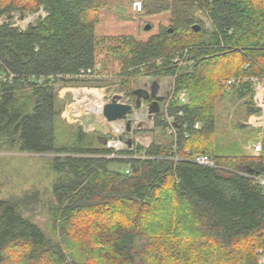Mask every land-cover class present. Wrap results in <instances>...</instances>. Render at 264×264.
I'll return each mask as SVG.
<instances>
[{
	"label": "trees",
	"instance_id": "1",
	"mask_svg": "<svg viewBox=\"0 0 264 264\" xmlns=\"http://www.w3.org/2000/svg\"><path fill=\"white\" fill-rule=\"evenodd\" d=\"M116 5L0 0V18L46 13L23 30L0 23V76L13 75L0 81V152L55 153L50 197L39 187L0 197V264H257L264 194L247 174H264V129L260 153L247 154L217 128L216 104L222 82L237 77L235 97L249 99L247 113L259 111L250 78H264V0L173 1L160 8L170 12L167 23L151 22L148 30L155 10L143 5L132 14ZM91 75L172 78L174 95L185 90L186 104L168 103L170 113L184 112L173 121L177 160L170 158L173 140L123 151L144 158L102 157L110 150L65 124L58 89ZM249 132L251 142L257 131ZM91 135L103 145L107 139ZM202 154L217 166L191 161ZM114 162L126 168H110ZM43 208L51 235L25 215Z\"/></svg>",
	"mask_w": 264,
	"mask_h": 264
},
{
	"label": "rangeland",
	"instance_id": "2",
	"mask_svg": "<svg viewBox=\"0 0 264 264\" xmlns=\"http://www.w3.org/2000/svg\"><path fill=\"white\" fill-rule=\"evenodd\" d=\"M115 1L117 4L116 6L120 5L132 14L138 13L132 10L131 0ZM173 1L185 2L187 0H144L143 3L145 7L155 10V14L151 16V18L149 19L150 21L146 22V24L151 25L152 23L156 22L166 24L170 12L165 10L160 11V8L163 6H167V4H172ZM144 10L145 9L142 7V10L139 12H143ZM190 12L192 15L200 19L202 26L206 28V30H210V21L203 11L194 9ZM44 15H46V13H42L40 11L34 14L27 13L23 18H18L17 16H15L11 20H9V22L13 26H17L18 28L23 30L28 23L35 22L38 16L44 17ZM152 80H156L159 83L160 86L158 94L165 97V99L160 104L162 108L167 101L171 89L173 88L172 78H154L151 76L141 75L128 79L124 76L118 75L105 77L91 75L85 77V79H83V81L79 84H69L58 89L57 94L59 99L61 100V103L59 104V109L61 111L60 118L65 121V124L70 125L73 128L72 130H76V128L80 126L76 121L66 116L65 100L61 97L63 93L62 91L64 89L76 88L74 91L78 90V87L89 90L95 89L98 99L97 105H100L101 103L107 101L113 94L118 93L122 96V99L125 100L129 97V92H132V90L134 89L142 88L149 90ZM236 88L237 85L232 87L230 90L225 88L223 94L221 95V99L216 104V114L218 115V117H220V120H218L220 125L217 128L223 129L224 131L227 130L230 133L226 136L227 139H233L242 142L244 144V151L249 154L250 151L248 150L247 145L250 142L248 138H251V136L248 137V135H250L249 129L252 128L250 125H248V121L252 118V114L247 113V105L245 106L246 101L249 99H239L235 97L236 95L234 94V90ZM103 97L105 98V100L103 99ZM143 106V109L141 108L140 110V117L144 116L146 112L145 107ZM157 115L160 122L161 115ZM223 115H226L227 118H224ZM239 125L241 126V128H239ZM135 126L136 124H134L131 133L123 134V136L125 137L132 138V144L134 143L146 146L153 141L159 142L161 140L162 142H166L168 140H172L171 136L167 133L166 127L163 123H160V125L157 127L154 124V120H146V123L143 124L141 128L136 129ZM93 132L94 131L92 130H86L85 133L88 134L87 136H85L86 140L91 139L92 145L94 147L102 146L97 141V139L93 138V136L91 135L93 134ZM103 147L105 146L103 145ZM53 155H55V153L0 152V197H12V195L14 194H20L26 189L36 187H39V189L42 191L44 190V197H50L49 188L54 175L50 171L49 163ZM108 165L110 168L120 171H123L126 168V165L122 163L114 162ZM46 210L47 208H43L41 209L39 214L31 215L30 213H26L25 215L31 218L35 223H37L48 235H51L52 220L51 216Z\"/></svg>",
	"mask_w": 264,
	"mask_h": 264
},
{
	"label": "built area",
	"instance_id": "3",
	"mask_svg": "<svg viewBox=\"0 0 264 264\" xmlns=\"http://www.w3.org/2000/svg\"><path fill=\"white\" fill-rule=\"evenodd\" d=\"M144 0H131V8L134 12H139L142 10V7L144 5ZM44 13L43 11H40ZM174 61L177 63L178 67L182 66L184 64L183 59L180 56H175ZM13 75L9 76H0V81H6L10 79ZM252 82V95L251 99L253 102L254 108L258 109L259 111L256 114H252V118L249 119L248 125L251 126L254 130H256V136L255 139L248 143L247 148L250 151L249 154L251 155H258L261 151V139L263 135V129H264V78H258V77H252L250 78ZM241 81L240 78L237 77H231L222 82V84L225 85V88L230 90L232 87L237 85ZM173 86V84H172ZM171 99H175L178 101L179 106L186 104L188 102V97L185 92V90H180L174 95V87L171 89V92L167 98V101L165 105L160 109V112L158 114L161 115V121L166 127L167 133L172 137L173 140V153L174 156L170 157L173 160H177L176 154V137L178 133V127H175L173 125V121L175 116H183L184 112L181 108H179L175 114L170 113L168 111V103ZM147 108V107H145ZM185 127V126H184ZM198 127V124H195V128ZM112 128L114 131L122 132L124 130V123L122 121L115 123L112 125ZM126 138H117L115 136H108V138L105 140L104 146L105 148L110 150L109 154L102 155L106 158L112 157V158H121V159H132V158H144V155H137L132 154L128 155L123 153L124 150H130L132 146H128L126 141ZM97 156V155H96ZM192 162L197 163L199 165H205V166H211L216 167L215 160L207 154H202L195 156L191 159ZM126 173H129V169L125 170ZM249 177H251L255 184H257L260 188L262 193L264 194V174H258V175H252L247 174ZM263 244L257 249V264H264V232L261 233Z\"/></svg>",
	"mask_w": 264,
	"mask_h": 264
},
{
	"label": "water",
	"instance_id": "4",
	"mask_svg": "<svg viewBox=\"0 0 264 264\" xmlns=\"http://www.w3.org/2000/svg\"><path fill=\"white\" fill-rule=\"evenodd\" d=\"M27 13L28 12H10L0 18L2 20H0V23L8 22L15 16L23 18ZM150 27V24H146L144 28L148 30ZM194 27L196 29L198 28L197 25H194ZM169 31L171 32V29H169ZM159 86L160 85L156 80H152L148 91L142 88L132 90L131 93L136 96L134 99V105L126 100H123L122 96L117 93L113 94L107 101L101 103L100 105H93L92 99H90V101L87 102L91 105L87 107L77 105L78 109L75 110L71 105L75 101L72 90H75L76 88L64 89L61 97L65 100L66 116L76 121L83 129L92 130L102 135H110L122 139V132L114 131L112 125L122 121L124 123V131L127 133L131 132L133 122L137 119L136 116L143 106L141 105L142 94H145L146 98H153V100L146 106L147 108L145 110L146 112L144 118L137 119L136 126L141 128L142 125L146 123V120H153L154 115L159 112V102L164 99V96L158 95ZM80 89L84 88L78 87V90ZM126 143L128 146H131L132 138L128 137L126 139Z\"/></svg>",
	"mask_w": 264,
	"mask_h": 264
},
{
	"label": "flooded vegetation",
	"instance_id": "5",
	"mask_svg": "<svg viewBox=\"0 0 264 264\" xmlns=\"http://www.w3.org/2000/svg\"><path fill=\"white\" fill-rule=\"evenodd\" d=\"M144 90H146V91H148L147 89H144ZM132 94V93H131ZM159 95V94H158ZM132 96L133 97H128L127 99H125L127 102H129V103H131V104H133L134 105V99L136 98V96L135 95H133L132 94ZM160 96H162V95H160ZM164 99H165V97H164ZM163 99V100H164ZM153 100V98H151V97H145V94H142V96H141V103H142V105H145V107L148 105V103L149 102H151ZM163 100H161L160 102H159V106H160V104H161V102L163 101ZM147 101V102H146ZM160 109H161V106H160ZM160 109H159V112H160ZM145 110H146V108H145ZM158 112V113H159ZM158 113H156L155 115H157ZM145 116V115H144ZM144 116H142V117H140V112L137 114V116H136V118L137 119H141V118H144ZM137 119L136 120H134V122H133V127H134V124H136V121H137ZM133 127H132V129H131V131L133 130ZM136 127V126H135ZM126 134L127 132H125L124 130L122 131V136H123V134ZM129 133H131V132H129ZM123 138H124V136H123Z\"/></svg>",
	"mask_w": 264,
	"mask_h": 264
},
{
	"label": "crops",
	"instance_id": "6",
	"mask_svg": "<svg viewBox=\"0 0 264 264\" xmlns=\"http://www.w3.org/2000/svg\"><path fill=\"white\" fill-rule=\"evenodd\" d=\"M82 90V89H81ZM75 91L74 90H72V93H74ZM80 93H82V92H79L78 94H77V96L76 97H74V94H73V97H74V103H72V108L73 109H75V110H77L78 108V106L77 105H81V106H83V107H85V105H86V103L87 102H85L86 100L84 99V98H82L81 96H82V94H80ZM100 93V92H99ZM60 94H61V92H60ZM80 95V96H79ZM91 98H93L95 101H96V97H92V96H90ZM89 97V98H90ZM77 99V100H76ZM92 99V100H93ZM103 99L105 100V98L103 97ZM80 100V101H79ZM94 102V101H93ZM85 103V104H84ZM95 103H97L98 104V102L96 101ZM76 114H78V113H76ZM248 127V126H247ZM136 128V127H135ZM136 129H139V128H136ZM84 132H86V130H84V129H82ZM125 134V133H124ZM105 136H107L108 137V135H105ZM128 137H126V139H127ZM126 139H125V141H126ZM100 143V142H99ZM101 144V143H100ZM150 144V143H149ZM149 144H147L146 146H148ZM102 146H103V144H101ZM146 146H144V147H146ZM98 147V146H97ZM248 154V153H247Z\"/></svg>",
	"mask_w": 264,
	"mask_h": 264
},
{
	"label": "bare ground",
	"instance_id": "7",
	"mask_svg": "<svg viewBox=\"0 0 264 264\" xmlns=\"http://www.w3.org/2000/svg\"><path fill=\"white\" fill-rule=\"evenodd\" d=\"M79 92H82V93H80V94H82V98H84L86 101L85 102H89L90 101V99H93V98H91L90 96H92V97H96V101H98V99H97V95H96V92H95V89H91V90H89V89H82V90H76L73 94H74V97H76L77 96V94L79 93ZM80 96V95H79ZM90 97V98H89ZM77 100V99H76ZM80 101V100H79ZM94 101V102H93ZM94 99L92 100V104L94 105V103L96 102ZM86 103V107L87 106H89V105H91V104H89V103ZM85 104V103H84ZM97 104V103H96ZM264 232V229L262 230V232L261 233H263Z\"/></svg>",
	"mask_w": 264,
	"mask_h": 264
}]
</instances>
